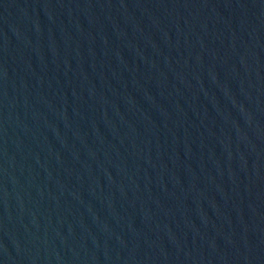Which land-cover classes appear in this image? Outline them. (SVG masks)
Instances as JSON below:
<instances>
[{
  "label": "water",
  "instance_id": "obj_1",
  "mask_svg": "<svg viewBox=\"0 0 264 264\" xmlns=\"http://www.w3.org/2000/svg\"><path fill=\"white\" fill-rule=\"evenodd\" d=\"M0 264H264V0H0Z\"/></svg>",
  "mask_w": 264,
  "mask_h": 264
}]
</instances>
